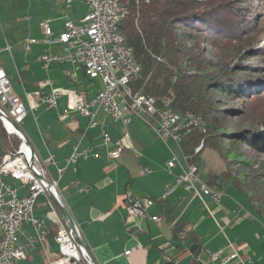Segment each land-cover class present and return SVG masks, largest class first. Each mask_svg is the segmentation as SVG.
Wrapping results in <instances>:
<instances>
[{"label":"crops","instance_id":"0c3cea01","mask_svg":"<svg viewBox=\"0 0 264 264\" xmlns=\"http://www.w3.org/2000/svg\"><path fill=\"white\" fill-rule=\"evenodd\" d=\"M56 1H49L42 5L44 17L41 20V22L46 18L52 20L55 36L62 32L64 22L67 19L78 21L88 13V11L85 13L69 10L73 3L78 0H72L70 7H67L66 1L64 5L63 3L60 4V0ZM41 44V55L49 53V55L66 56L67 54L61 45L47 46L44 43ZM29 51H32V49ZM41 55L37 58V61H34L32 68L26 62H23L20 66V70L23 72V79L21 76L20 82L26 94L25 97H20L24 103L27 101L31 106L40 107L46 104L42 100H34L32 95L42 90L46 95L56 94L58 96V104L55 109L60 108V100L64 98L68 104H72L73 109H69L64 114H59L61 115L59 116L62 128L61 134L58 131L52 133L39 132L41 139L47 143V155L43 161L40 157L39 160L45 178L52 184L55 183L58 194L70 211L97 262L99 264H193L194 255L190 250L191 246L195 245L193 239L190 237L182 241L175 239L173 226L180 219L185 218L187 220L186 228L189 226L198 235L199 226L190 220L189 215L193 213L194 202L204 205L203 202L191 192V194L188 193L189 191L186 192L182 187L183 185L177 182H175L176 185L172 186L169 182L161 183L160 187L157 188L154 180L148 179V182L144 183L146 185L142 186L143 190L135 188L134 176L144 178L143 176L148 173V170L134 169L129 162L133 139L128 136L126 128L132 124L134 118L125 125L121 120H115L108 116L102 109L93 108L96 112L95 121L99 124L91 126L90 118L83 116L76 109L77 96L79 93L85 92L88 99L92 100L103 86H97V89L91 91L87 87V82L92 83L93 86L96 81L86 78L84 72L81 69H76L74 64L54 62L46 69L40 59ZM41 65L46 73H50L52 69L55 71L62 70L64 77L67 79L59 87H56L51 80V85L44 86L41 89L42 80L29 82L37 71L42 70L41 67L39 68ZM8 74L11 76L10 73ZM73 75L74 78H72ZM33 85H36L35 89L33 93H29L28 89ZM14 89L17 92L15 87ZM63 107H61L63 110L67 108L66 104ZM111 119L114 120L112 121L113 124H110ZM141 122L143 121L141 120ZM119 123L122 124L123 129L117 127ZM103 129L110 136L109 145L103 144ZM120 129L126 137H121L119 134ZM48 143H52V148ZM76 146L87 152V157L80 158L76 164L67 166V159ZM32 147L35 150L33 145ZM117 148H122L121 155L117 160H113L108 155V151ZM51 155L57 161V166L48 161ZM47 163L51 164L49 173L46 172L44 167ZM57 168L63 169L61 175L58 173ZM177 169L179 168L176 167L170 170L166 164V170L172 181L176 180V175L180 172V169ZM18 187L22 188V184ZM156 192L161 195L159 199L161 203L159 205L154 204L148 210V213L150 217L158 216L162 218L161 221L158 222L151 218L130 217L125 202L127 194L152 198L156 202ZM185 193L188 195L185 196ZM164 196L166 197L164 198ZM172 196L174 203H170V208H173V214L170 218H167L165 211L168 207H166L165 202H168V199ZM225 196L223 194L222 200ZM207 201L220 205H216L217 210H222L221 204L217 203L212 197H205V202L207 203ZM35 215L41 219V227L25 222L22 225L18 243L26 244L27 238L36 235L39 228L46 230V236L41 243L27 247V258L20 260L18 264H49L58 256L57 227L59 223L66 224V222L49 193L38 198ZM225 217L228 220L230 219L227 218V214ZM234 217H231V219L233 220ZM244 217H236L235 219L237 223L241 220L243 223ZM215 236H218V244L215 245L212 241L204 243L199 238L202 245L200 255L207 257L209 253L222 250V257L229 256L233 252V248L224 239H219L218 234ZM241 239L243 238H235L238 244H236L237 246L234 244L241 260L233 261L231 264H264V257L257 254L259 252L258 247L246 238ZM129 250L131 251L130 254H126Z\"/></svg>","mask_w":264,"mask_h":264},{"label":"built area","instance_id":"2783aa9c","mask_svg":"<svg viewBox=\"0 0 264 264\" xmlns=\"http://www.w3.org/2000/svg\"><path fill=\"white\" fill-rule=\"evenodd\" d=\"M88 6V13L78 21L67 19L62 32L55 36L52 20L44 19L40 26L45 36V44L61 45L66 56L43 54L40 59L48 69L51 63H70L76 69H81L90 80H101L103 87L96 96L90 100L85 92L77 96L76 109L90 118L91 126H96V112L93 108L102 109L108 116L121 120L125 125L132 118H139L152 128L156 135L165 142L169 140L181 143L183 133L190 132L194 127L204 126L203 122H193V115H185L171 108H159L154 97L135 95L130 87L131 78L136 75L140 67L134 58L132 47L126 44L125 36L120 30V24L128 16L129 10L120 0H80ZM71 3L70 0L67 1ZM29 45L37 43L36 39H28ZM11 52V47L7 46ZM30 49V48H29ZM75 76L73 75L72 78ZM51 80L41 82V89L51 85ZM34 100H42L48 109H55L58 104L56 94L46 95L42 90L32 95ZM27 108L14 91L8 73L0 65V114L4 128L10 135H17L22 140L15 152L5 154L0 162V249L6 258V264H18V261L27 258V247L41 243L46 236V230L39 228L36 235L27 238L26 244H19L18 238L22 225L29 222L36 227H41L42 221L35 215L38 198L47 194L45 183L37 175L45 177L44 171L38 164L40 160L34 157L32 151L25 144L22 137L9 123L11 120L18 126L27 116ZM10 124V125H9ZM111 139L103 129V144L109 145ZM204 142L196 148L199 152ZM122 148L108 151L111 159L117 160ZM87 152L79 146L67 159V166L76 164L80 158H86ZM50 163L57 166V161L50 156ZM35 165L36 173L30 170L29 164ZM180 168L176 175L177 183L198 197L208 207L205 197H212L221 203L223 193L211 188L199 176L196 164H190L185 158V163L175 161L167 162V167L173 170ZM61 175L62 168H57ZM15 181L22 183V188L14 185ZM55 186V183H53ZM23 190V191H22ZM166 196H164L165 198ZM128 213L132 218L161 221L158 216L150 217L148 210L155 204L152 198H136L131 194L125 197ZM56 241L58 256L50 264H89V258L80 249L73 232L63 223L57 227ZM233 252L222 257V250L209 253L207 257L199 255L200 264H231L241 260L237 248L229 243ZM130 250L126 254H130Z\"/></svg>","mask_w":264,"mask_h":264},{"label":"trees","instance_id":"16d2710c","mask_svg":"<svg viewBox=\"0 0 264 264\" xmlns=\"http://www.w3.org/2000/svg\"><path fill=\"white\" fill-rule=\"evenodd\" d=\"M129 14L120 24L126 44L132 47L140 70L130 80L135 95L154 97L159 108H171L181 113H193L204 126L184 132L180 148L190 164H196L201 153L196 148L204 142V148L218 153L225 164L218 175L209 173L208 185L214 190L222 187L221 181H231L244 192L251 204L252 213L264 223V164L254 169L255 160L245 158V148L264 153V133H256L257 124L264 127V109L256 115L249 101L262 90L250 84L239 86L232 82V70L219 67L210 60L203 48L212 51L232 47L233 43L256 32L248 19L231 20L225 5L218 0H120ZM184 38L192 41L188 46ZM220 44L218 49L216 44ZM223 51V54H225ZM222 54V55H223ZM191 71V74L187 72ZM23 78V72L20 70ZM86 76V75H85ZM11 78V76L9 75ZM87 78V76H86ZM242 99L246 108L232 110L222 107L221 98ZM237 120L229 132V117ZM264 130V128H263ZM0 162L7 153L15 152L20 140L9 135L0 120ZM201 149V150H202ZM202 152V151H201ZM245 158V159H244ZM173 208H167L170 218ZM187 220L180 219L173 226L175 239L182 241L186 232L193 239V264L198 263L201 244L195 230H186Z\"/></svg>","mask_w":264,"mask_h":264},{"label":"rangeland","instance_id":"374dc122","mask_svg":"<svg viewBox=\"0 0 264 264\" xmlns=\"http://www.w3.org/2000/svg\"><path fill=\"white\" fill-rule=\"evenodd\" d=\"M49 1L57 2L56 0H0V65L7 73L11 74V82L17 89L18 94L22 97H25L26 94L24 93L20 82L22 76L21 74L19 75L20 66H22L23 62H26V64L32 68L34 61H37V58L42 54L41 43L45 44V36L40 26L41 20L44 17L42 5H45V3ZM65 1L67 7H70L71 3L68 4V0H60V4L63 3L64 5ZM70 1L72 2V0ZM78 1H75L69 10L86 13L88 11V6L85 3ZM218 1L225 5L227 16L231 20H240L241 18L248 19L252 22L251 29H254L256 32L254 34L252 32L250 36H246L242 40L233 43V46L237 47L234 51L235 55H230L231 52H229V50L232 47H229V45H227L228 48L225 49L226 52L218 49L222 43L215 45L218 49L216 52L212 51L210 46H207L206 44L203 45V48L207 51L206 56L216 63L217 66H228L232 70V82L239 86L250 84L252 87L255 86L259 90H262L259 96L252 100H248L249 107H251L254 113L258 115L261 113L262 109H264V0ZM28 39H36L37 43L29 45L27 42ZM184 41L188 46L193 45L192 41L188 38H184ZM7 46L11 47V52L7 49ZM28 49H32V51H29ZM223 51L225 54H223ZM40 67L42 69V65L39 66V68ZM187 74H191V71L187 72ZM32 77L29 82L33 83L35 80L44 81L50 79L54 82L56 87H59L60 84L67 79L64 77L62 70L55 71L53 69L50 73H46L44 69L39 70ZM93 81H96L93 86L91 85L92 83L87 82V87L91 91L97 89V86H103L101 80ZM36 85L30 87L28 92L33 93ZM14 91L16 90L14 89ZM60 101L61 106L57 109H48L47 105H42L40 107L32 105V107L31 104L26 101L25 105L28 111L27 116L18 124V127L34 146L36 150L35 155H37L38 159L40 157L42 161L47 155V143L41 139L39 132L52 133L53 131H58L61 134L62 128L59 121V116L61 115L59 114H64L69 109H73L72 104H68L65 98ZM221 103L223 105L222 107L227 109L243 110L246 108V104L242 99H231L228 96H223V98H221ZM65 104L67 108L63 110ZM61 107L63 108L61 109ZM188 113L190 112L185 113V115ZM190 114L194 115L193 113ZM195 119L199 122L201 121L198 118ZM112 121L114 120L111 119L110 124L114 123ZM229 121L230 128L228 131L232 132L234 129L232 123L237 120L234 116H231L229 117ZM1 122L3 124L2 120ZM131 123L132 124L126 128L128 136L133 139L132 150H129V162L134 169L148 170V173L144 174V178L134 176L135 188L142 189V186L146 185L144 183H147L148 179L154 180L157 184V188L160 187L161 183L163 184L165 182H169L171 186L176 185L175 182L177 181H172L170 179L171 177L166 170V164L168 160L170 161L172 159L175 161L178 159L185 163V157L181 152L180 143L172 140H169L166 143L156 135L152 128H149L141 122V120L135 117ZM255 126L257 128L256 133L258 131V135H262V133H264V127L261 126V124ZM117 127L123 129L122 124L120 123ZM121 129L119 134L121 137H126L123 135ZM17 137L21 143L22 140L19 136ZM48 144L52 148V143ZM196 153H201L196 161V165L199 168V176L202 180L208 181L209 173L211 171L218 175L224 171L225 164L219 157L218 153L214 150L204 148ZM245 155L246 159L249 158L255 160V163L253 164L254 169H258L260 165L264 164V153L254 154L250 148L247 147L245 148ZM38 165L41 166L40 163ZM44 167L46 172L49 173L51 170V164L47 163ZM143 173H145V171H143ZM220 183L222 187H218V192H222L224 196L226 195L221 201L222 203H219L222 206L221 211L217 210L216 205L218 204L215 205L208 201L207 203L209 207H205L202 203L200 204L198 202H194L193 204V213L189 215V217L191 218L190 220L197 223L199 226L197 231L199 238L204 243L212 241L214 242L213 245L218 244V236L216 237V234L219 235V239H224L228 244L232 242V244L235 245L238 244L236 243L235 238H243L241 240L246 238L258 247L257 250H259V252L257 254L264 257V223L259 215L252 213L251 204L248 202L247 196L244 192L238 190L231 181H221ZM21 184L20 181L14 182V185L16 186H20ZM184 190L188 192L185 188ZM187 195L188 194L185 193V196ZM160 198V193L156 192L155 199L157 201L155 204L157 203V205H159L161 203L159 200ZM226 199H229L230 201ZM170 203H174L173 196L168 199V202H165L166 207L170 208ZM226 214L227 218H230L229 220L226 219V217L224 218ZM233 216L235 217L232 220L231 217ZM236 217H244L245 220H243V223L242 220L237 223L235 219ZM240 223L242 224L239 225ZM65 225L68 227L67 223ZM185 229L189 230L191 228L189 226L186 228L185 226ZM182 235L184 236L183 239L190 237L186 232Z\"/></svg>","mask_w":264,"mask_h":264},{"label":"water","instance_id":"95a60500","mask_svg":"<svg viewBox=\"0 0 264 264\" xmlns=\"http://www.w3.org/2000/svg\"><path fill=\"white\" fill-rule=\"evenodd\" d=\"M2 115L0 114V119H1ZM9 121V123L12 125L13 128H15V130L18 132V134L22 137L23 141L25 142V144L29 147V149L32 151L33 156L35 157V150L33 149L31 142L29 141V139L27 138V136L23 133V131L16 125L14 124L11 120L7 119ZM29 168L31 171H33L34 173H36L35 170V165L33 163L29 164ZM37 175V173H36ZM37 177L45 183V186L47 188V192L49 193V195L52 197V199L55 201L57 207L59 208L64 220L66 221L68 227L70 228V230L73 232L74 237L80 247V249L87 255V257L89 258V264H99L97 262V260L95 259V257L93 256L91 250L89 249L84 237L82 236V234L80 233L73 217L70 214V211L68 210L67 206L65 205V203L62 201L60 195L58 194L57 189L55 188V186L49 181L47 180L45 177L37 175ZM196 249V245H192L190 250L191 252H193Z\"/></svg>","mask_w":264,"mask_h":264},{"label":"bare ground","instance_id":"6f19581e","mask_svg":"<svg viewBox=\"0 0 264 264\" xmlns=\"http://www.w3.org/2000/svg\"><path fill=\"white\" fill-rule=\"evenodd\" d=\"M186 115H192V114H190V113H188V114H186ZM195 118H197V117H195L194 115H193V122H199L197 119H195ZM201 122V121H200ZM0 264H6V258H5V256H2V252H1V249H0Z\"/></svg>","mask_w":264,"mask_h":264}]
</instances>
